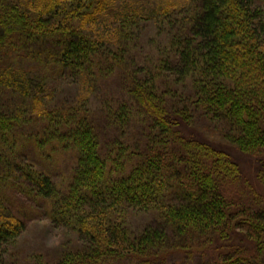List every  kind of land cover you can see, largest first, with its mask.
Masks as SVG:
<instances>
[{"label": "trees", "instance_id": "obj_1", "mask_svg": "<svg viewBox=\"0 0 264 264\" xmlns=\"http://www.w3.org/2000/svg\"><path fill=\"white\" fill-rule=\"evenodd\" d=\"M118 1L88 0L89 13L79 18L62 9L64 0H0V91L18 97L7 112L0 109V146L23 123L43 122L53 129L51 121H57L62 131L54 128L47 137L62 133L61 140L53 138L57 148L76 154V170L64 191L54 190L49 178L26 176L52 207V219L88 245L58 264H159L178 253L199 254L195 264H264L261 0H157L149 14L118 7ZM137 19L165 32L168 55L164 52L146 78L130 76L129 104L114 116L129 125L131 110L137 109L148 129L139 141L115 144V151L102 155L81 100L72 110H54L47 83L51 74L66 73L89 88V77L99 78L102 66L124 70L127 35L94 32L86 23L116 22L126 31ZM98 44L101 54L95 53ZM163 71L174 76L163 85L176 90L184 105L157 95ZM185 79L187 94L173 86ZM196 113L222 126L219 143L204 137ZM39 139L32 136L38 150ZM120 154L125 162L118 175L111 164ZM4 183L0 176V264L23 230L2 193ZM127 209L151 211L156 226L134 235L120 220ZM209 257L214 261L203 260Z\"/></svg>", "mask_w": 264, "mask_h": 264}, {"label": "rangeland", "instance_id": "obj_2", "mask_svg": "<svg viewBox=\"0 0 264 264\" xmlns=\"http://www.w3.org/2000/svg\"><path fill=\"white\" fill-rule=\"evenodd\" d=\"M156 1L119 0L117 5L121 8L131 7L137 12L142 10L149 14L156 6ZM261 2V9L264 12V0ZM89 5L88 0H64L62 9L67 13H76L79 18H83L85 14L89 13L87 11ZM85 20L87 21V19ZM89 23L91 22L86 23V27L94 32L103 33L112 30L113 32L117 31L120 36L127 35L124 47L126 52L122 59L125 69L110 68L116 69L111 72L106 70L109 68L102 66L100 70L105 71L100 74L99 78L93 75L89 77L91 80L90 89L83 88L77 77H73L72 74L67 77L66 73L61 75L54 73L50 75L46 89L51 94L49 100L54 104V110L59 107L64 108V111L72 110L73 103L81 100L79 102L81 112L90 118L98 138L99 150L102 155H106L115 151L112 149L115 144H131L139 141L148 129L144 125L146 117L137 109L131 110V118L134 120L130 121L129 125H127V121L125 123L115 122L114 116L125 107L124 103L129 104L128 83L131 81L130 76L141 80L146 78L144 75L148 74L147 71L156 68L158 61L163 59V54L168 49L165 50V32L161 33L147 21L137 19L127 27L126 31L122 30L116 22L110 24ZM80 26L84 27L85 25L81 23ZM86 27L84 29L88 31ZM102 47V44H98L95 53L101 54ZM164 55H168L167 52ZM173 77L165 71L160 72L157 77L159 89L157 95L171 105L175 99L176 103L181 102L184 105L182 102L184 98L176 90L172 91L171 89L170 92L168 87L163 85L164 80L174 81ZM182 81V83L179 81L180 84L173 86H178L179 92L187 94L189 81L186 79ZM83 96H86V99H83ZM17 100L18 97H13L9 91H0L1 111L7 112L8 108L16 105ZM133 102L134 100L130 101V104ZM77 108L80 109L78 106ZM28 112L26 110V113ZM124 115V120H126L128 113ZM195 116L197 126L202 130L204 137L212 143H219L222 126L215 121L206 120L200 113H196ZM44 124L34 121L23 123L20 129H11L9 132V136L13 135L18 140L14 143L8 136V142L5 140L0 146V152L4 150L7 153L5 156L0 154L2 156L0 157L2 171L0 176L5 182L2 193L9 198L6 201L10 205L12 203V206L9 207L10 211L23 222L21 235L6 247L5 264H58L68 255L77 256L88 247L82 235L52 219V207L48 206L47 200L36 195L35 185L26 177L28 175L34 180H37L38 176L41 179L49 178L54 184V190L64 191L70 185L72 174L76 170L75 151L57 148L60 144L56 140L62 133H55L51 138L47 137L49 131H54V128L62 131L60 123L51 121L53 129ZM44 132H46L45 138L42 137ZM32 136L40 138L42 144L39 150L35 147L34 142L32 143ZM53 138L56 140L53 141ZM126 148L123 149L124 153L127 152ZM123 154H120V160L111 164L113 165L112 171L118 175L125 162L121 159ZM120 217V220L125 222V228L134 235L139 234L146 227L151 225L155 227L157 224L154 213L146 210L127 209ZM199 259V254L178 253L171 254L159 264H195ZM203 260L205 262L214 261L210 257Z\"/></svg>", "mask_w": 264, "mask_h": 264}]
</instances>
